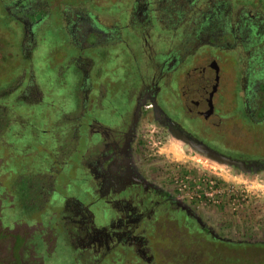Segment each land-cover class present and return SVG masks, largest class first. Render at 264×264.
<instances>
[{
	"label": "flooded vegetation",
	"instance_id": "1",
	"mask_svg": "<svg viewBox=\"0 0 264 264\" xmlns=\"http://www.w3.org/2000/svg\"><path fill=\"white\" fill-rule=\"evenodd\" d=\"M123 1L117 12H103L104 20L111 18L109 26L87 9H77L69 22L60 13L69 44L80 49L82 40L87 48L121 39L132 57V48L138 47L145 61L137 68V83L115 95L123 97L117 107L106 86L90 77L92 60L80 68L83 57L71 56L80 73L76 114L70 118L61 110L55 123L66 125L58 132L33 131L42 149L51 153L35 171L27 167L31 191L45 204L41 210L46 205L55 210L8 227L2 223L0 199V264H46L57 246L71 250L75 264H153L155 248L147 234L167 229V224L176 228L191 223L198 233L221 242L189 202L178 198L177 189L161 182L156 160L146 154L147 133L202 145L246 173L264 172V156L251 157L225 137L227 126L233 128L236 121L239 127L262 128L264 133V0ZM25 2L13 4L27 16L13 17L23 37L34 38L42 21L31 20V3ZM196 57L205 61L181 68ZM31 88L33 102H41L43 93L34 94ZM68 149L79 152L73 177H68L71 164L62 160ZM52 217L57 218L55 229L44 226ZM37 231L36 242L28 243Z\"/></svg>",
	"mask_w": 264,
	"mask_h": 264
},
{
	"label": "rangeland",
	"instance_id": "2",
	"mask_svg": "<svg viewBox=\"0 0 264 264\" xmlns=\"http://www.w3.org/2000/svg\"><path fill=\"white\" fill-rule=\"evenodd\" d=\"M17 1L0 0V199L2 223L8 227L38 219L43 213L49 212L51 215L55 210L47 205L41 210L45 204L31 191L33 187L27 167L35 171L43 156L51 153L42 149L34 132L47 130L53 133L62 129L66 123H55L61 110L65 109L70 118L76 114V84L80 73L72 64L71 56L83 57L77 65L80 68L88 67L92 60L90 77L94 83L106 86L108 97L117 107L123 97L115 95L124 94L130 84L137 83V68H142L145 61L138 47L132 48V57L121 39L114 41L115 44L87 48L82 47L85 44L82 40L77 44L81 46L78 49L76 45L68 43L63 30L61 12L66 13V21L69 22L77 14V9H87L99 14L101 21L109 26L111 18L104 20L103 12H117L125 3L123 0H26L25 3H31V20L42 21L38 25L40 34L34 39L23 37L22 26L13 17L16 14L19 17L27 16V13L15 10L13 3ZM123 34L125 41L128 40V33L124 29ZM163 35L168 39L170 33L165 31ZM133 39L138 44L137 39ZM92 40L90 36L86 38V42ZM130 40L134 42L132 38ZM159 45L163 47V43ZM201 61L205 60L201 57L188 58L181 68ZM220 67L224 74H229L228 67ZM177 74H181V71ZM29 81L31 86L26 87ZM33 85L34 94L43 93L41 102H33L36 100L32 96ZM230 107V97H227V109ZM176 109L178 114L179 110ZM231 125L238 127L227 126L225 137L228 142L239 147V150L247 151L251 157L264 156L262 128L246 130L239 127L238 121ZM153 135L147 133L143 141L147 146L146 154H151L150 158L156 160L161 182L172 185L174 189L179 184L187 183L193 187V182H197L192 199L185 201L189 202L212 234L222 239L219 242L209 235L198 233L195 231L196 225L193 228L191 223L186 226L179 224L176 228L167 224V229L162 226L147 234L151 247L155 248L153 264H264V172L246 173L237 167L220 165L197 154L189 144L177 137L168 135L157 138ZM42 136L46 140L48 135ZM66 139L65 142H68ZM78 153L76 150L69 152L68 149L62 159L71 164L68 177L76 173L74 167ZM210 182H217V189H209ZM203 193H211L212 196L201 198ZM55 221L57 218L52 217L44 226L55 229ZM38 233L33 234L28 243L34 244ZM72 257L71 250L57 246L54 254L46 256L45 262L75 264Z\"/></svg>",
	"mask_w": 264,
	"mask_h": 264
},
{
	"label": "water",
	"instance_id": "3",
	"mask_svg": "<svg viewBox=\"0 0 264 264\" xmlns=\"http://www.w3.org/2000/svg\"><path fill=\"white\" fill-rule=\"evenodd\" d=\"M188 141V140H187ZM191 149L196 152L197 154L201 155L202 157H205L207 158L208 160H211L217 164H220V165H237L235 162L229 160V159H226L222 156H219L217 154H215L214 152H211L209 151L206 147L202 146V145H198L196 143H193L191 141H188L187 142ZM239 166L243 167V164L242 163H238ZM197 220L200 222V219L197 218Z\"/></svg>",
	"mask_w": 264,
	"mask_h": 264
},
{
	"label": "built area",
	"instance_id": "4",
	"mask_svg": "<svg viewBox=\"0 0 264 264\" xmlns=\"http://www.w3.org/2000/svg\"><path fill=\"white\" fill-rule=\"evenodd\" d=\"M196 183L197 182H195V181L193 182V187H190V184L189 183H187V185H181V184H179L177 186V192L179 194L178 195V198H180L182 200L192 199L191 194H193V191H195L194 189H195ZM216 184H217V182H215V183L210 182L209 189H212V188L217 189ZM190 188H192L193 190L191 191ZM216 192H219V191L217 190ZM203 194L204 195H202L201 198L202 197H206V196H209V197L212 196L211 193H209V194L208 193H203ZM219 194H221V193H219ZM197 197L200 198V195L198 194Z\"/></svg>",
	"mask_w": 264,
	"mask_h": 264
},
{
	"label": "trees",
	"instance_id": "5",
	"mask_svg": "<svg viewBox=\"0 0 264 264\" xmlns=\"http://www.w3.org/2000/svg\"><path fill=\"white\" fill-rule=\"evenodd\" d=\"M35 38V37H34ZM34 38H32V39H34ZM225 241H227L226 239H224ZM229 242V241H228Z\"/></svg>",
	"mask_w": 264,
	"mask_h": 264
}]
</instances>
